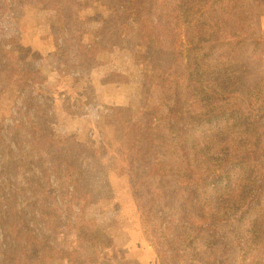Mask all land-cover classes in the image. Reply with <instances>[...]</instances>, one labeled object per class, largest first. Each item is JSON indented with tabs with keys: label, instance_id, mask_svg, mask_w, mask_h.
Instances as JSON below:
<instances>
[{
	"label": "trees",
	"instance_id": "16d2710c",
	"mask_svg": "<svg viewBox=\"0 0 264 264\" xmlns=\"http://www.w3.org/2000/svg\"><path fill=\"white\" fill-rule=\"evenodd\" d=\"M95 1L104 36L85 37L70 15L51 28L58 71L83 78L106 48L158 75L120 112L97 108L114 131L97 139L85 112L93 88L51 89L47 58L28 60L0 42V78L12 77L19 101L9 123L0 112V264H45L40 245L59 264H117L111 240L101 245L94 221L79 219L87 192L112 210L138 196L159 264H264V0ZM73 92L79 107L66 118L79 123L59 153L47 121ZM111 177L125 179L124 202ZM59 226L74 245L60 243Z\"/></svg>",
	"mask_w": 264,
	"mask_h": 264
},
{
	"label": "rangeland",
	"instance_id": "374dc122",
	"mask_svg": "<svg viewBox=\"0 0 264 264\" xmlns=\"http://www.w3.org/2000/svg\"><path fill=\"white\" fill-rule=\"evenodd\" d=\"M64 2L65 10L63 16L78 17L82 21L80 25H82L85 37H87V33L97 31L99 35H105V31L103 30L105 26L95 19V14L98 10L95 0H64ZM100 30L103 31L99 32ZM134 52L137 54L139 51ZM139 57L142 58V56ZM78 59L79 56L77 54L73 53L70 55L72 62ZM125 59L128 60V56L124 58V63L118 62L111 49L104 48L99 60L101 64L83 73V78L79 76L81 72H71L68 75L59 72L58 68L60 71L65 69L63 61H59V59L55 60L51 56L48 59L50 74L45 78L48 80L46 82L47 87L51 89L65 88L74 90L88 85L93 88L92 93L86 97L89 96V98L93 99L94 104L85 109V112L89 116V119H86L90 124L89 134L95 136L97 139H100L99 137L101 136L112 138L114 134L112 127L103 124V115L97 111V108L99 106H107V108L117 113L120 112L133 100L139 87H144L145 82L150 77L158 75L157 67H155V70L152 67H148L145 61L138 64L133 62V65L130 66L128 61L125 63ZM32 67L35 68V66ZM128 72H130V75ZM30 74L36 75L34 76L36 83H42V75ZM1 80L2 78H0V112L5 117L6 123H9V115L12 114L15 104L19 105V101L16 100V85L12 82V77L6 75L2 82ZM76 84L77 88H75ZM73 93V97H67V99L64 96L61 97L60 103L52 110V119L47 121L54 147L59 153H63L65 149H68L69 140L73 136L74 131L77 130L75 128H77L76 125L79 123H73L78 121V119H74L73 117L66 118L68 112L74 109L75 113L79 107L77 93ZM73 115L76 116L75 114ZM136 119H138V123L143 124L147 116L139 114ZM129 128L133 130L135 127L134 125H130ZM109 182L113 187H123L118 190L119 196L123 198L121 202L128 199L130 194L124 190L127 186L124 178L111 177V181ZM79 198L77 199L78 205L76 209H84L79 211L80 221L86 219L94 221L97 228L95 238L101 245H105L111 240V253L114 259L117 260V264H159L153 249L146 243L141 231L140 218L143 206L141 200H137L138 196L115 210L109 209L107 205H103L102 207L99 200L92 193H84ZM59 227L61 231L60 243L66 246L74 245L75 241L72 239V235L74 234L63 230L62 226ZM38 249L45 256V264H59L58 260L52 257V255L57 254L56 251L43 245L38 246Z\"/></svg>",
	"mask_w": 264,
	"mask_h": 264
},
{
	"label": "crops",
	"instance_id": "0c3cea01",
	"mask_svg": "<svg viewBox=\"0 0 264 264\" xmlns=\"http://www.w3.org/2000/svg\"><path fill=\"white\" fill-rule=\"evenodd\" d=\"M64 4L41 8L34 7L33 0H0V42L28 60L48 61L54 52L49 45L50 31L61 23Z\"/></svg>",
	"mask_w": 264,
	"mask_h": 264
}]
</instances>
